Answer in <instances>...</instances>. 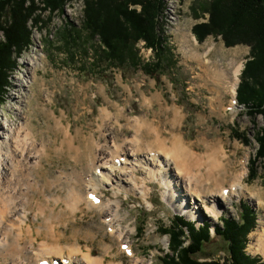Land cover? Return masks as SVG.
<instances>
[{"label":"rangeland","instance_id":"rangeland-1","mask_svg":"<svg viewBox=\"0 0 264 264\" xmlns=\"http://www.w3.org/2000/svg\"><path fill=\"white\" fill-rule=\"evenodd\" d=\"M205 1L209 0H165L162 31L174 64L164 65L154 75L132 66L122 70L104 63L102 69L96 68L93 50L98 43L97 38L90 39L86 44L80 41L71 43L67 47L60 34L67 23L80 28L82 0H74L67 5L64 13L55 15L41 31L33 29L32 45L19 58L5 101L0 105V123L9 122L14 126L31 122L34 136L37 139L42 137L49 155L42 157L39 166L34 164L38 171H34L30 177L34 191L30 193V205L25 211L26 223L15 220L13 215L9 218L12 221L5 222L10 233L3 239L0 264H35L36 253L42 248L59 252L52 253L46 257L48 259L58 260L60 255L68 257L72 254L69 252L78 249L82 251H79V257L90 249L93 257L103 259L104 246L109 245L105 263L132 264L137 257L142 264H163L160 257L168 252V236L160 228L169 227L174 216H182L196 225L208 222L216 226L223 216L238 219L240 200L257 213V223L248 235L246 252L264 260V251L251 244L256 243L251 236L257 232L258 221L261 227L264 224V176L260 164L259 176L255 180H248V159L257 148L255 134L262 125V119L260 116L249 118L241 105L236 104V111H232L229 103L233 95L227 90V84L224 83L220 88L216 86L212 78L213 66H203L194 56L185 55L183 46L186 44L189 47L191 43V49L210 52L206 53V58L215 66L230 72L231 79L233 70L238 68L235 90L250 47L243 44L226 46L220 36H208L202 42L197 41L192 26L205 21L208 15L204 13L196 17L194 13L195 10L198 12L199 2ZM47 14L44 13V19ZM82 37H85V32ZM136 46L139 52L144 45L140 41ZM70 52L74 57H71ZM232 54L237 57L233 67L229 64ZM153 55L151 48L143 52L140 50L139 54L144 62L152 60ZM27 82L29 86H26ZM18 92H22L24 97H15ZM12 105L24 112L32 110L20 114ZM147 123L156 128L167 146L174 136L180 137L198 154L205 152L207 146L218 148L220 145L226 154L228 171L241 172L244 178L241 186H236L233 191L234 195L225 193V203L217 207V218L199 215L197 208H192L195 198L183 196L190 186L194 194L206 193L207 166L201 170L183 172L182 178L176 176L178 169L173 165L171 177L165 167L151 179L147 177L146 171L140 169L136 185L131 186L133 191L101 184L98 193L101 200L119 203V218L114 226L123 233L121 244H130L135 254V257H131L124 254L119 245L120 240L111 236L113 231L104 227L96 210H89L85 204H81L75 211H70L75 204L68 198V192L72 186L70 183L76 177H85L87 169L84 170L83 165L87 154L84 152L89 144L130 147L132 141L151 140L152 136H148L145 131ZM68 128L69 136L73 138L74 135L75 141L82 144L75 149L79 154L70 151L65 145L64 137ZM241 132H244L250 145H245L236 136V133ZM36 146L40 147L39 140H36ZM155 164L148 163V166L157 169ZM92 172L100 174L98 170ZM143 180L145 183H142ZM125 184L128 186V183ZM225 185L228 189L229 183ZM140 188L146 192L144 197L138 193ZM240 189L245 194L241 195ZM170 193L173 194L171 200L168 199ZM203 198L207 206L211 207L212 197ZM56 199L61 201L55 204ZM186 201L189 207L185 211L189 209L195 214L194 217L174 209V205ZM197 203L201 202L197 200ZM41 206H44L46 214L50 213L53 217L40 216ZM212 236V241L206 243L199 254L203 260H221L226 256L222 240L213 233ZM6 252L8 254L4 256Z\"/></svg>","mask_w":264,"mask_h":264},{"label":"trees","instance_id":"trees-1","mask_svg":"<svg viewBox=\"0 0 264 264\" xmlns=\"http://www.w3.org/2000/svg\"><path fill=\"white\" fill-rule=\"evenodd\" d=\"M73 1L0 0V105L5 101L19 58L32 45L33 29L41 31L55 15H62ZM165 4V0H82L80 28L67 23L60 36L67 47L71 43L86 44L97 38L93 61L98 69L106 63L108 67L122 70L139 67L154 75L164 65L174 64L162 31ZM197 11L196 17L208 15L205 21L192 26L197 41L220 36L226 46L243 44L250 47L239 74L236 99L249 118L260 116L262 119L255 134L257 148L248 161V180H255L259 176V164L264 176V0H209L199 2ZM139 41L154 52L152 60L144 62L139 56L136 46ZM70 55L74 57L72 52ZM236 136L245 145H250L244 132L236 133ZM240 209L238 219L223 216L220 224L214 225V235L225 246L226 256L221 260L199 257L204 245L213 238L210 223L196 225L182 216H174L169 227L160 228L168 236V252L160 258L162 263L264 264L260 256L246 252L248 235L257 223V213L242 200Z\"/></svg>","mask_w":264,"mask_h":264},{"label":"bare ground","instance_id":"bare-ground-1","mask_svg":"<svg viewBox=\"0 0 264 264\" xmlns=\"http://www.w3.org/2000/svg\"><path fill=\"white\" fill-rule=\"evenodd\" d=\"M187 40L188 39H186V42ZM190 45L191 43L188 44L189 47H187L186 44L183 46L185 47V55L189 54L194 56L203 66L207 64L213 66L214 72L212 73V78L214 79L216 86L219 88L224 83L227 84V90L232 92L233 95L232 102L229 104L231 106V110L235 112L236 110L234 109L236 108V105L234 104L233 99L235 96V82L238 74V68L233 70V76L231 79L230 72L227 73L223 69L215 66V64L210 59L206 58V53L208 51L205 53L198 52L197 50L191 49ZM236 59V55L232 54L231 58L229 59V64L231 67L236 64ZM29 84L27 82L26 86H29ZM18 93L19 94H17V96L15 95V97H24L22 92ZM18 102L19 101L17 100L16 103ZM11 107L17 109L20 114L24 112L17 106L14 107V105H12ZM221 109L222 105L220 106V110ZM31 110L32 109L27 110L24 113L27 114L28 112H31ZM0 130V252H2L3 239L6 237L5 235L10 233V229L5 226V222L8 220L12 221L13 219L9 218L13 215L15 220L22 222V224L26 223L27 215L25 211L30 205V193L34 191L33 183L31 182L32 179L30 180V177L34 171H38L36 170L38 167H36L34 164L39 166V161L42 159V157H47L49 154L42 137L37 139L36 136H34L31 122H26L25 124L21 123L20 125L14 126L9 122L3 124L0 123ZM145 131L148 136H152V139L141 142L139 141L140 139L137 141H132L131 143H133V145H130V147H122L117 144L100 147L98 144H89L85 148L84 154H87V158H85L86 161L84 160L83 166L84 170L87 169L88 171L86 170L85 177H76V179L70 183L72 186L68 192V198L75 204L74 208L70 209V211H75V209L79 208L81 204H85L86 208L89 210H96L102 219V224L105 225L104 227L109 228L111 232L113 231V235L111 236L117 240H120L122 239L121 236L123 233L119 228H115L114 226L115 222H117L119 218V203L117 201L103 202L101 199L98 203H95L92 201V199H89L90 194H96L99 192L101 184L104 183L109 186L113 185L118 187L119 190L124 189L125 191H133L134 189L131 188V186L136 185V181L138 180L137 175L140 169L146 171L147 177L151 179L155 177L159 170L165 167L166 171L169 170L168 172L171 177L172 174L170 173V170L172 168L171 166L173 165L176 170L178 169L176 176L178 175V177L182 178L183 172L196 169L201 170L203 167L205 168V166H207L205 168V178L208 180L206 193L199 192V190V193L196 192V194H194L195 192L193 193L191 191V188L193 187L190 186L183 196L188 195V199H192L191 197L193 196L196 199H194L192 202L195 203L192 208H197L199 215H208L210 217L217 218V207H219L221 203L222 205L225 203L224 189L227 188L225 183H229L227 195H234L233 191H235L237 188L236 186H241L242 179L244 178V175H242L241 172L231 173L228 171L229 165L225 162L226 154L224 151H222L221 146L219 145L218 148L215 146H207L206 149H204V151L206 150L205 152L198 154L195 153L192 148H189L190 146L188 147V145H186L182 139L177 136H174L170 142V145L167 146V143L165 144V140L162 139L160 133L156 131V128H153L148 123L145 126ZM69 134L70 132L68 128L65 133L66 137H64V142L65 145H67V149L75 152V149L82 144H79L75 141L76 139L74 138V135H72L73 138H71ZM36 140H39L40 147L36 146ZM93 147H95V149ZM75 154L79 153L75 152ZM32 160L33 164H31ZM153 162L157 163L155 164L158 166L157 169L153 168V166H148V163L153 164ZM92 170H98L100 174L97 175V173L92 172ZM119 175L125 176L126 178L119 177ZM192 178H194V176ZM125 183H128V186ZM142 183H145V181L143 180ZM176 190L177 188L174 189V191ZM138 193L143 197L146 195V192L143 188H140ZM240 194L243 195L245 193L240 189ZM177 196L179 197L180 194ZM202 196L212 197L210 200L212 203L211 207L207 206V201ZM172 197L173 194L170 193L168 199L171 200ZM249 198L252 199L254 197H248V199ZM197 200L201 203H197ZM54 201L56 204L61 200L56 199ZM187 207H189V203L187 201L186 203L181 202V204L177 206L174 205V209H178L181 212L185 211V208ZM39 209L40 216H52L50 213L46 214L44 206L39 207ZM184 214H186L188 217H194L195 215L194 213H191L189 209L186 210ZM258 223L259 224L256 228L257 232L251 236L252 240H254L256 243L251 244L252 247L256 246L264 251V224L262 223L261 227V222L258 221ZM20 230H23V228L20 227ZM121 243L122 242L120 240L119 245ZM109 247L110 245L106 247L104 246L105 249L103 253V259L93 257L90 249L86 250L84 253H81V257H79L78 254L79 251L82 252L80 249H78V251L72 250L69 252V254L72 253L74 255L70 254L68 257H66L68 262L62 264H115L112 261L106 263L104 261L106 259L105 255L108 254V251L110 250ZM128 247L131 249V256L135 257L131 246L129 245ZM5 251H7V248H5ZM52 253L59 252H57V250H52L51 248L40 249L36 253L35 264L45 261L46 257L51 256ZM7 254L8 253L6 252L4 256ZM60 256L63 258L62 255ZM132 264L142 263L137 259V257H135V259L132 261Z\"/></svg>","mask_w":264,"mask_h":264}]
</instances>
